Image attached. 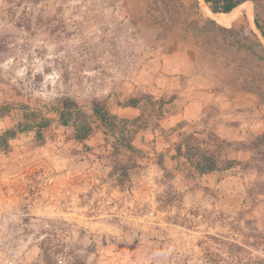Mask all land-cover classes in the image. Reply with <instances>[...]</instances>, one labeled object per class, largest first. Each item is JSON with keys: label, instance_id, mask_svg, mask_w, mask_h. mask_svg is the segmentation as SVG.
<instances>
[{"label": "rangeland", "instance_id": "obj_1", "mask_svg": "<svg viewBox=\"0 0 264 264\" xmlns=\"http://www.w3.org/2000/svg\"><path fill=\"white\" fill-rule=\"evenodd\" d=\"M255 16L252 1L0 0V133L66 97L148 125L137 158L113 155L94 118L83 141L55 119L0 149V264H264V173L245 148L264 132V62L241 38L264 43ZM191 135L240 163L198 174L177 156Z\"/></svg>", "mask_w": 264, "mask_h": 264}, {"label": "trees", "instance_id": "obj_2", "mask_svg": "<svg viewBox=\"0 0 264 264\" xmlns=\"http://www.w3.org/2000/svg\"><path fill=\"white\" fill-rule=\"evenodd\" d=\"M212 13H230L235 10L241 4L252 1L255 6L256 16L255 25L260 30L264 39V27L260 23L258 17V11L264 6V0H203ZM212 23L217 31L227 32L229 34H236L237 41L240 44L242 39L245 40V48L252 55L256 56L259 61L264 62V43L255 36L250 38L248 35L239 37V30L235 28H226L217 25L214 21H207L202 27V30H207L206 25ZM219 24V23H218ZM259 48L257 50L256 48ZM254 91V90H253ZM149 102L160 109L162 100L158 102L153 101L152 96H145ZM144 97H130L124 103L123 107H139ZM8 107H0V116L6 113ZM22 119L14 126L0 133V149L8 151L10 149V140L15 138L19 133L33 131L36 134L37 139H44V130H46L56 119L62 125H71L75 128L76 139L83 141L87 139L94 132V122L91 118L97 120L104 129L106 139L111 141L113 147V155L120 156L123 154H130L134 158L140 157L143 154V150L134 145L133 141L135 135L140 129L148 127L143 116L136 118L120 117L117 114H113L105 104L100 102H93L87 112L85 106H82L76 100L66 97L58 99L55 104L50 106L42 105L41 107H32L24 105L22 107ZM47 112H53L56 117H50ZM192 140L196 144L192 143ZM215 144L211 147H203L193 135L189 136V140L179 143L176 147L177 156H184L189 160L191 165L195 168L198 174L205 175L213 173L221 169L222 165L226 168L233 167L238 164L237 160L226 159L223 157V152L231 146V143L222 140L220 137H215ZM198 142V143H197ZM251 153V162L256 164L257 170L264 173V132L256 135L245 146ZM248 164V162H247ZM116 165L123 169L124 173L127 170L137 166V162L133 161L132 164H125L117 162ZM115 166V167H117Z\"/></svg>", "mask_w": 264, "mask_h": 264}]
</instances>
